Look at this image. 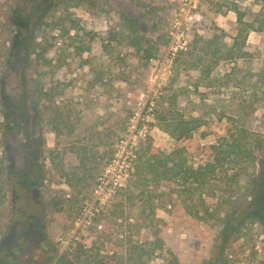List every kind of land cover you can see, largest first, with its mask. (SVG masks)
Listing matches in <instances>:
<instances>
[{
    "label": "rangeland",
    "instance_id": "obj_1",
    "mask_svg": "<svg viewBox=\"0 0 264 264\" xmlns=\"http://www.w3.org/2000/svg\"><path fill=\"white\" fill-rule=\"evenodd\" d=\"M234 6L243 12L246 20H251L264 10V0H65L60 3L56 13L64 18V27L49 31L56 41L55 56L62 64L57 77L68 84V96L84 111L95 130L112 123L124 126V135L114 144L113 158L100 172L78 214L74 209L46 211L38 245L26 244L19 251L11 245L14 242L18 246L22 241H17V235L0 236V264H129L123 260L126 254L151 236L146 228L136 229L133 217L116 218L111 214L112 195L127 178V173H121L122 165L126 164L123 155L137 139L145 138L163 152L181 147L187 163L195 167L212 160V145L237 129L244 128L250 136L264 137V78L256 76L257 71L264 74V29L247 34V53L237 59L219 60L207 76L198 68L174 62L180 50L193 48L194 56L200 55L205 40L213 34L229 45L236 33ZM122 12L136 20L135 30L126 28ZM132 40L153 49L152 56L145 59L143 50L137 49ZM11 83L9 78L5 80L7 88ZM160 101L163 104L167 101L171 110L184 118H196L199 125L189 136H170L155 118ZM44 136L46 149L55 148L64 164L75 162L72 153L62 152L69 138H61L56 145L53 132L47 131ZM3 137L0 132V150L5 140L10 145L14 165L19 167V134L14 131ZM50 154L44 157L45 188L55 195L67 194L70 188L52 168ZM235 170V165L227 168L228 173ZM252 171L248 168L238 175L237 184L226 176L215 178L214 189L201 194L208 208L212 209L227 194L225 185L232 189L239 185L242 189ZM174 186L167 183L159 189L163 195ZM155 215L166 221L170 219L163 207L156 208ZM212 221L208 217L207 224ZM205 225L200 227L205 230ZM248 236L249 239L239 237L228 244L229 264H259L264 223L253 225ZM169 250L183 254L167 244L144 255L142 264H167ZM47 252L56 254L51 258L46 256Z\"/></svg>",
    "mask_w": 264,
    "mask_h": 264
},
{
    "label": "trees",
    "instance_id": "obj_2",
    "mask_svg": "<svg viewBox=\"0 0 264 264\" xmlns=\"http://www.w3.org/2000/svg\"><path fill=\"white\" fill-rule=\"evenodd\" d=\"M63 1L0 0V132L3 137L17 131L21 153L16 167L10 145L3 140L0 236L17 235V241L22 240L18 246L8 242L16 251L26 244L38 245L46 211L74 209L78 214L100 172L113 158L114 144L124 135V126L112 123L95 130L84 111L68 96V84L57 77L62 64L55 56L56 41L49 31L64 27V18L56 13ZM232 9L236 33L229 45L213 34L205 40L200 55L194 56L193 48L180 50L174 62L198 68L207 76L219 60L237 59L247 53V34L264 29V10L246 20L241 10L235 6ZM121 15L126 28L135 30L136 20L124 12ZM132 41L143 50L145 59L152 56L153 49L142 46L139 40ZM256 76L264 78L261 71ZM7 78L12 82L9 88ZM155 112L160 128L176 138L189 136L199 125L196 118L187 119L171 110L167 101H160ZM47 131L53 132L56 145L61 138H69L62 152L72 153L74 163L64 164L55 148L46 149ZM212 147V160L195 167L187 163L183 148L163 152L145 138L137 139L123 155L126 164L121 173H127V178L113 192L111 214L116 218L133 217L136 229L146 228L151 236L133 246L123 259L125 263L142 264L144 255L169 244L183 254L169 250L167 264H229L228 244L239 237L249 239L250 228L264 223V137L250 136L240 128ZM47 153H51L48 159L52 168L70 188L67 194L55 195L45 188ZM230 165L236 166L232 173L227 172ZM248 168L253 171L247 184L242 189L239 185L236 189L225 185L227 194L209 209L201 194L214 189L213 180L221 175L237 184V176ZM167 183L175 186L161 198L159 188ZM160 207L170 214L169 221L155 215V209ZM208 217L213 218L209 224ZM201 224H206L205 230ZM262 249L259 264H264L263 245ZM55 254L47 252L46 256L54 258Z\"/></svg>",
    "mask_w": 264,
    "mask_h": 264
},
{
    "label": "built area",
    "instance_id": "obj_3",
    "mask_svg": "<svg viewBox=\"0 0 264 264\" xmlns=\"http://www.w3.org/2000/svg\"><path fill=\"white\" fill-rule=\"evenodd\" d=\"M170 33L172 34V31H170ZM171 45H173L174 47H177V45L174 44L173 42L171 43ZM178 46H180V45H178ZM180 47H181V46H180Z\"/></svg>",
    "mask_w": 264,
    "mask_h": 264
}]
</instances>
